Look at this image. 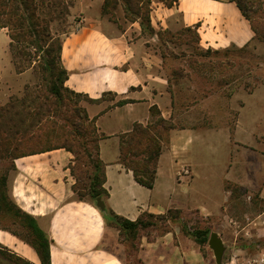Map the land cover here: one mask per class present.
Returning <instances> with one entry per match:
<instances>
[{"label": "crops", "instance_id": "obj_1", "mask_svg": "<svg viewBox=\"0 0 264 264\" xmlns=\"http://www.w3.org/2000/svg\"><path fill=\"white\" fill-rule=\"evenodd\" d=\"M73 2L71 20L77 14L85 16L81 19L82 28L63 38L61 58L69 75L65 84L75 92L98 99L86 109L89 117L95 119L101 137L99 154L106 173L107 207L132 221L145 213H192L203 221L207 219L211 233L216 232L222 239L226 249L222 261L231 248V259L237 263L246 264L262 256L235 246L236 238L231 233L243 235L261 230L258 224L264 220V82L252 90L238 87L231 95L214 91L198 98L194 91L193 103L184 107L173 95L162 56L141 34L132 37L131 30H137L135 23L121 27L102 15L104 0ZM159 9L157 24L197 27L199 45L207 50L245 49L258 41L249 21L230 0H178L173 6ZM119 101L124 102L118 104ZM153 107L175 126L157 160L151 189L138 183L133 172L120 163V153L123 137L136 124L148 126L154 122ZM55 151L57 159L31 165L39 172L25 181L30 187H38L39 193L49 194L45 197L51 200L71 196L67 173L59 176L56 170L70 163L73 154L62 149ZM45 153L48 152L35 155ZM184 167L189 174L181 172ZM49 168L53 171L45 170ZM17 169L20 176L27 164L24 162ZM56 190L63 191V195L54 196ZM15 196L23 202L30 200L19 187ZM74 203L77 207H69ZM88 205L95 208L75 200L53 211L28 204L39 223L50 216L47 230L54 239L50 246L52 264H123L117 252L100 246L102 215L97 242L92 245L83 240L95 218L85 217L91 214ZM67 209L76 210L78 217L87 221L82 232V226L68 227ZM58 213L64 215L65 227L77 234L79 241L67 245L57 242L52 224ZM0 232L9 236V242L3 244L32 264H41L32 246L6 230ZM181 238L177 228L156 239H142L140 256L146 264H217L208 246H201L192 238Z\"/></svg>", "mask_w": 264, "mask_h": 264}, {"label": "rangeland", "instance_id": "obj_2", "mask_svg": "<svg viewBox=\"0 0 264 264\" xmlns=\"http://www.w3.org/2000/svg\"><path fill=\"white\" fill-rule=\"evenodd\" d=\"M149 1L151 2L150 15L154 31L142 27L140 21H126L122 6L116 12L118 23L121 27L135 23L137 30H131L132 37L135 38L138 34H141L152 44L156 52L162 56L163 66L167 77L170 79L171 88L175 92L176 98L184 103V107L193 103V98L191 97L194 95V91H196L198 98L205 96L206 92L209 94L214 91L228 95L238 87L246 86V88L249 87L252 90L259 83L264 82V44L261 43L264 40H258L245 49L232 48L219 52L208 51L199 45L198 37L194 30L189 31L180 26L156 23V18H160L161 16V10L159 8L163 9L170 7V5H175L174 0ZM71 9L72 7L70 11ZM72 14L71 11L67 20L54 22L52 33L55 36L63 39L70 32L78 31L82 28L83 23L81 19L85 15L83 13L77 14L71 20ZM253 20L255 21L256 19L253 17ZM10 41L9 29L7 27L0 28V107L5 105L12 97H22L27 85L31 91H41V94L50 97V94L46 90L47 83L41 80L40 73L33 68H30L28 72L20 76L16 72L10 54ZM30 51L34 53V48H30ZM43 56L44 54L42 53ZM174 71H177L181 77L174 78L172 75ZM39 85L40 88H38ZM107 97L111 98V95H107ZM44 99L45 97H43ZM51 99L54 100V98ZM92 99L85 96H74L71 100L66 98L63 106L61 105L56 109L57 113H59L57 119L58 124L60 125L62 122H65V119L77 123L78 131L80 130L82 134L86 135L84 141L81 138L72 137L65 133L59 139H47L43 142V146H57L67 143L77 150L78 158H75L73 155L70 163L64 168L58 167L56 170L59 176L67 173L66 181L71 183V196L59 200H51L49 199L50 197H45L50 196L49 194L39 193L37 191L38 187H30L28 184H25L28 178H31V176L38 174L36 172H39L38 169V171H35L36 168H30V166L36 165L39 161L54 162L57 159V151H55L57 149L51 150L50 152L47 151L48 153L44 155L32 154L35 156H24L26 157L24 159L22 157L20 159H13L10 155L2 157L0 153V229L6 230L11 234L16 233L24 239L32 240V234L30 228L27 226V220L21 214L23 211L32 215L31 211L33 209L28 204L33 207L40 206L48 211H53L59 209L65 202H70L71 200L86 202L96 207L104 219L100 246L117 252L121 256L123 264H146V260L140 256L142 239H156L178 228L180 237L182 236L183 239L188 240L191 238L194 239L188 234L189 232L197 229L209 230L207 219L203 221L195 214H182L178 210H170L165 214H154L155 216L153 217L144 216V221H151L153 223L152 226L133 232L124 230L118 225L117 220L106 205L105 195L102 196L106 205L105 209L102 210L98 207L97 199L90 197L87 188L90 184L91 175H97V178L101 175V170L93 169L92 166V163L98 164L95 162L97 160L98 150L93 140L98 139L100 135L94 132L93 122H82L83 112L77 110L81 108L87 111V107L98 102ZM157 119L158 116L154 118V121H157ZM68 129L73 131L72 127ZM167 144L164 143L163 148ZM59 149L69 152L65 148ZM24 162L27 164V170L19 176L17 166L20 168ZM65 169L66 172H64ZM45 170L53 171V168ZM20 180L21 182H19ZM18 187L22 194L26 191L30 200L23 202L15 196L18 194ZM55 192L56 194H53L54 196H60L61 193L63 195V191L61 193L59 191ZM24 204L26 206H23ZM69 207L77 206L74 203ZM67 210L65 222L68 224V227L76 229L77 226H82V228L80 227L82 229L80 231L82 232L83 225L87 221L80 219L78 214H76V210ZM93 215L91 210V214L85 215V217L90 219V217L93 218ZM49 218L50 216H47L42 223L37 221L42 229L44 227L43 230L53 242L54 239L47 230ZM258 225L261 227V230L246 232L243 235L239 233L231 234L233 238H236L235 246L246 248L249 254L255 256L261 254L264 256V220H261ZM6 242H9V236L0 232V264H31L29 260L3 244ZM201 246H208L213 251L209 245V241L207 244ZM232 250L233 248L225 252L226 257L222 261V264H226L227 260L231 258L234 253ZM32 257L35 258L34 254H32ZM246 264L254 263L249 262Z\"/></svg>", "mask_w": 264, "mask_h": 264}, {"label": "trees", "instance_id": "obj_3", "mask_svg": "<svg viewBox=\"0 0 264 264\" xmlns=\"http://www.w3.org/2000/svg\"><path fill=\"white\" fill-rule=\"evenodd\" d=\"M73 1L0 0V28L7 27L9 29L10 54L16 72L20 74L33 68L41 74V80L47 83L46 90L50 94V97H46V95L41 94V91H31L27 85L22 97H12L0 107V153L2 157L10 155L13 159H19L32 154L65 148L73 153L75 158H78L77 150L67 143L57 146H43V142L47 139H59L65 133L72 137L81 138L83 141L86 139V135L82 134L80 130L78 131L77 123L68 119H65V122L60 125L57 122L59 113L56 109L61 105L63 106L66 98L68 100L74 96L90 98L88 95L75 92L66 86L65 83L69 75L61 58L63 39L52 33V26L55 21L67 20L71 13L70 8L73 7ZM177 1L174 0L175 4ZM230 1L237 4L242 14L249 21L257 39L264 40V0ZM150 3L149 0H104L101 13L108 16L111 21L118 23L116 12L122 6L126 21H140L142 27L154 31L150 15ZM253 17L256 19L255 21ZM185 29L194 30L199 41L197 27ZM30 48H34V53L30 51ZM208 51L212 50L208 49ZM42 53L44 54L43 57ZM172 75L176 79L181 77L177 71H174ZM207 94L208 92H206ZM173 95H175L174 91ZM43 97H45L44 100ZM92 100L98 101V99ZM123 102L119 101L118 104ZM77 110L83 112L81 118L83 123L93 122L94 132L97 133L95 119H91L86 110L81 108ZM153 116L154 118L158 116L157 121L148 126L136 124L134 130L123 137L120 153V163L133 172L138 183L151 189L155 184L157 160L163 151V144L169 142V132L175 126L173 122L163 118L156 107H153ZM69 127H72L73 131L69 130ZM100 139L101 137L93 140L98 150L95 161L98 164L92 163V166L93 169L101 170V175L98 178L97 175H91L90 184L87 188L90 197L93 199L104 195L107 198L109 194L105 187L104 163L99 154ZM108 209L122 229L133 232L152 226L151 221H144V216H155L152 213H145L137 220L132 221L115 214L110 208ZM21 214L27 220L32 240L24 239L16 233L13 234L35 249L41 264H52L50 248L52 241L40 227L36 217L23 211ZM210 233V229H197L188 234L198 244L204 245L209 241Z\"/></svg>", "mask_w": 264, "mask_h": 264}, {"label": "bare ground", "instance_id": "obj_4", "mask_svg": "<svg viewBox=\"0 0 264 264\" xmlns=\"http://www.w3.org/2000/svg\"><path fill=\"white\" fill-rule=\"evenodd\" d=\"M41 174H44V172L41 173ZM49 177H51V176H49ZM47 183H49V181ZM23 199H25V198H23ZM88 207H89V209L92 210L93 214L95 215V219L92 222H90V225L88 226L89 233H88L86 239L83 238V240H85L89 244L93 245L98 240V236H99V234L101 232V229H102V221H103V219H102V216H101L102 214H99L101 212L96 207H95L96 209L93 208L90 205H88ZM97 210L99 211V213L97 212ZM63 218H64V215L62 213H58L56 215L54 221H53V224H52L53 235H54L55 239L57 240V242H59V244H62V245H67V244H71L73 242L79 241L80 238H78L77 234L69 232V230H67V228L65 227V222H64ZM92 245H90V246H92Z\"/></svg>", "mask_w": 264, "mask_h": 264}, {"label": "water", "instance_id": "obj_5", "mask_svg": "<svg viewBox=\"0 0 264 264\" xmlns=\"http://www.w3.org/2000/svg\"><path fill=\"white\" fill-rule=\"evenodd\" d=\"M97 205L100 209L102 210L105 209L106 205L102 197L97 198ZM209 245L213 249L217 264H222V258H223V253L225 251V246L222 239L216 232H213L210 235Z\"/></svg>", "mask_w": 264, "mask_h": 264}, {"label": "built area", "instance_id": "obj_6", "mask_svg": "<svg viewBox=\"0 0 264 264\" xmlns=\"http://www.w3.org/2000/svg\"><path fill=\"white\" fill-rule=\"evenodd\" d=\"M181 172L183 173V174H189V169L187 168V167H184L182 170H181ZM254 263V264H264V256H257V257H255L254 258V260L252 259L251 261H248L247 263ZM226 264H244V263H237V262H235L234 261V259L232 258H230L229 260H227V263Z\"/></svg>", "mask_w": 264, "mask_h": 264}]
</instances>
